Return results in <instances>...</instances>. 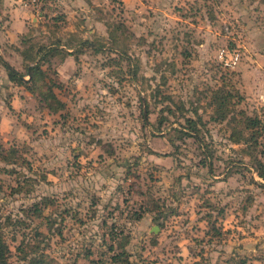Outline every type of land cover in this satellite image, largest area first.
<instances>
[{
  "label": "rangeland",
  "instance_id": "rangeland-1",
  "mask_svg": "<svg viewBox=\"0 0 264 264\" xmlns=\"http://www.w3.org/2000/svg\"><path fill=\"white\" fill-rule=\"evenodd\" d=\"M53 43L46 81L9 79ZM0 45L11 264H264V135L233 143L211 103L264 121V0H0Z\"/></svg>",
  "mask_w": 264,
  "mask_h": 264
},
{
  "label": "trees",
  "instance_id": "trees-1",
  "mask_svg": "<svg viewBox=\"0 0 264 264\" xmlns=\"http://www.w3.org/2000/svg\"><path fill=\"white\" fill-rule=\"evenodd\" d=\"M91 43L87 40H82L79 43V46H89ZM65 45V44H64ZM59 43H53V45H40L32 58L31 62H26L24 65L26 68V73L22 74L21 71L14 68L10 63L4 61V66L8 71L9 79L15 83H23L25 81V76L28 75L30 77V83H34L38 80L39 75L45 78L46 81V70L43 69V64L50 61L51 56L55 53L58 49ZM67 48L68 55H75L74 51H69L73 49V47L69 45H65ZM32 52V50H28ZM76 56V55H75ZM27 61V60H26ZM211 103L214 106V115H212V119L216 121H225L228 120L227 124L229 125L230 135L229 140L235 144H244L249 147H256L258 145L259 138L264 135V121L258 115H250L247 111L241 109L238 110L236 108H232L230 106H235L236 103H232V94L226 91L225 88H219L216 91H213ZM55 97L56 94L52 91V97ZM55 100L58 102V106H64V103L55 97ZM146 115V121H148V115ZM192 125L195 124V120L189 118L187 120ZM194 129L197 128L194 126ZM190 136H194L199 142H203V139L200 137L199 133L192 131ZM14 148L12 147L9 150L3 148L2 144L0 143V154H2L3 158L6 159L7 156L5 154L12 155ZM259 163V176L264 180V163ZM264 184V183H262ZM10 247L6 240L3 237V233L0 228V264H11L9 261L10 257ZM34 252V251H33ZM37 252V251H35ZM127 257L124 259V264H132L129 260L128 254L126 252L119 253L115 259H119L123 256ZM26 257V256H25ZM29 264H59L53 257L48 255L45 252H37L35 255L30 259ZM197 264V263H195Z\"/></svg>",
  "mask_w": 264,
  "mask_h": 264
},
{
  "label": "built area",
  "instance_id": "built-area-1",
  "mask_svg": "<svg viewBox=\"0 0 264 264\" xmlns=\"http://www.w3.org/2000/svg\"><path fill=\"white\" fill-rule=\"evenodd\" d=\"M30 4L32 3V5L34 7H39L40 6V0H29L28 1ZM29 3H27V5H30ZM226 56H228V53L226 52V50H222L220 52V58L224 59ZM231 58H230V62L226 61L227 65H235L237 64L240 55L237 52H232L231 53Z\"/></svg>",
  "mask_w": 264,
  "mask_h": 264
},
{
  "label": "crops",
  "instance_id": "crops-1",
  "mask_svg": "<svg viewBox=\"0 0 264 264\" xmlns=\"http://www.w3.org/2000/svg\"><path fill=\"white\" fill-rule=\"evenodd\" d=\"M13 1H16V2H23L24 3V5H27V3H26V1L25 0H13ZM22 10L21 11H24V16L26 17L27 15L29 16V12H27V10H24L23 8H21ZM32 16V15H31ZM18 24H19V27H20V29L22 30V32H23V30H24V28H25V23H26V21H25V19L22 21L20 18H18ZM12 34H11V32H10V34H9V36H11ZM4 50V49H3ZM72 49H70L69 51H71ZM2 55V48H1V45H0V56ZM73 55H69V56H67L65 59H64V61H63V63L62 64H64L65 62H67V60H69L70 58H73L72 57ZM3 58H5V60H7V61H9L8 59H6V57H3ZM10 62V61H9ZM19 70V69H18Z\"/></svg>",
  "mask_w": 264,
  "mask_h": 264
},
{
  "label": "water",
  "instance_id": "water-1",
  "mask_svg": "<svg viewBox=\"0 0 264 264\" xmlns=\"http://www.w3.org/2000/svg\"><path fill=\"white\" fill-rule=\"evenodd\" d=\"M156 228H159L158 226Z\"/></svg>",
  "mask_w": 264,
  "mask_h": 264
}]
</instances>
